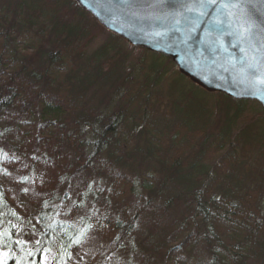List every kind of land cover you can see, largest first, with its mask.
Masks as SVG:
<instances>
[{
    "label": "trees",
    "instance_id": "trees-1",
    "mask_svg": "<svg viewBox=\"0 0 264 264\" xmlns=\"http://www.w3.org/2000/svg\"><path fill=\"white\" fill-rule=\"evenodd\" d=\"M121 41L73 0H0V259L84 264L90 239L89 264H264L246 169L264 111L240 123L252 102L216 94L219 124L181 74L164 103L162 64L133 77Z\"/></svg>",
    "mask_w": 264,
    "mask_h": 264
},
{
    "label": "water",
    "instance_id": "water-1",
    "mask_svg": "<svg viewBox=\"0 0 264 264\" xmlns=\"http://www.w3.org/2000/svg\"><path fill=\"white\" fill-rule=\"evenodd\" d=\"M73 1L124 42L169 58L205 92L264 109V0Z\"/></svg>",
    "mask_w": 264,
    "mask_h": 264
},
{
    "label": "rangeland",
    "instance_id": "rangeland-1",
    "mask_svg": "<svg viewBox=\"0 0 264 264\" xmlns=\"http://www.w3.org/2000/svg\"><path fill=\"white\" fill-rule=\"evenodd\" d=\"M106 39H108L107 35H101L98 39H96L93 42V44L90 46V48L88 49V54L90 55V52H92L97 47H99L100 44L103 43V41H106ZM123 42L120 43V47L122 48L123 53L127 55L124 71L125 72L131 71L132 72L131 75L133 77L140 78L144 75V73L152 74V72L148 69L149 64H154V63L162 64L161 71L163 74L159 75V80H158L159 85L155 89L162 93L164 97L163 99L164 103H168V104L172 103L171 101L172 96L170 94L171 92L170 83L172 82L173 79L179 78L178 75L180 74L176 70V67L174 66L172 61L166 59L165 57L163 58L160 55L148 53L142 49L129 47ZM183 82L186 84H189L188 81L185 79H183ZM216 94H219V93H208L205 101L211 111L210 113L212 115V118L218 120L220 124V123L225 122V117H223L224 111L226 109L229 110L231 106L230 108L227 107L228 105H230V103L224 99H221V97L217 96ZM253 107H257L255 103L253 102L246 105V108L242 110L243 114L241 113L240 115L241 117L240 123H243L246 120V116H248V118L252 117V119H254V116L252 115L254 113L251 110V108ZM257 109H260V108L258 107ZM230 114H232V111H229L228 116ZM256 115L257 114H255V116ZM256 117H259V116H256ZM253 124L254 126H252L250 129L251 133L248 134L249 137L251 139H255L258 135L263 136V133L261 132V128L262 127L264 128V119L259 122L258 120H254V122H252V125ZM241 126L242 125H240V127ZM258 153H260V156H258ZM252 154H253L252 155L253 158L251 160H248L247 162L248 164H246V169L248 171L254 172V174L249 177H254L252 182H254V184H259L262 187V190L256 193L257 191L255 189L256 187L252 188L249 191L250 195L248 196V199L250 200V203L252 205H254L255 203L258 206L257 203L260 202V206L263 209L262 216L264 217V139L258 140L256 142L255 151ZM250 186H254V185H250ZM258 196L260 197L259 200H258ZM255 197H257L256 200H255ZM27 201H29V199ZM32 204L33 203L26 202L27 206L32 205ZM24 216H25L24 218L28 219L26 215ZM88 240H89L88 242L84 243V245L81 246L84 252H80V253L82 254L85 253L84 255L85 259H80V260H83L84 264L94 263V261H92L91 259H103L107 255L106 252H103L100 256L98 255L96 256V258H94L95 246L100 245V243H98L97 245H93V242L90 239ZM98 241H99L98 239H95L94 243H97ZM210 257H211L210 254L207 252H202L199 250H195L194 252H192V258H193L192 262L193 263L195 262V264H208L210 261Z\"/></svg>",
    "mask_w": 264,
    "mask_h": 264
},
{
    "label": "bare ground",
    "instance_id": "bare-ground-1",
    "mask_svg": "<svg viewBox=\"0 0 264 264\" xmlns=\"http://www.w3.org/2000/svg\"><path fill=\"white\" fill-rule=\"evenodd\" d=\"M77 5V4H76ZM78 6V5H77ZM79 7V6H78ZM81 8V7H80ZM107 31V30H106ZM125 44L126 45H128L129 47H133V48H137V49H142V50H144V51H146V52H148V53H151V54H156V53H153V52H150V51H148V50H146V49H144V48H142V47H135V46H132V45H130V44H128V43H126L125 42ZM157 55H159V54H157ZM160 56H162V55H160ZM164 57V56H163ZM165 58H167V57H165ZM169 59V58H168ZM170 60V59H169ZM171 61V60H170ZM175 66V65H174ZM177 70V69H176ZM186 78V77H185ZM187 79V78H186ZM188 80V79H187ZM195 86H197V85H195ZM198 88H200L199 86H197ZM201 89V88H200ZM202 90V89H201ZM208 93V92H207ZM219 94H222V93H219ZM223 95V94H222ZM204 96V98H206V95H203ZM225 96V95H224ZM227 97V96H226ZM229 98V97H228ZM231 99V98H230ZM231 100H233V99H231ZM235 101H238V100H235ZM239 101H249V100H239ZM250 102H255V103H257L256 101H250ZM258 104V103H257ZM259 105V104H258ZM260 106V105H259ZM260 108H261V106H260ZM261 110H263L264 111V109L263 108H261ZM240 143L241 142H235V145L236 146H240ZM252 153H249L248 154V156H249V159H252L253 157H252Z\"/></svg>",
    "mask_w": 264,
    "mask_h": 264
},
{
    "label": "snow or ice",
    "instance_id": "snow-or-ice-1",
    "mask_svg": "<svg viewBox=\"0 0 264 264\" xmlns=\"http://www.w3.org/2000/svg\"><path fill=\"white\" fill-rule=\"evenodd\" d=\"M249 28H244L243 31H249ZM0 264H4V261L2 259H0Z\"/></svg>",
    "mask_w": 264,
    "mask_h": 264
}]
</instances>
